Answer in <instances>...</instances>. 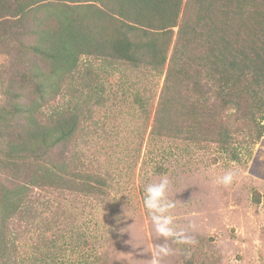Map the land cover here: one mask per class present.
<instances>
[{
    "label": "trees",
    "instance_id": "trees-1",
    "mask_svg": "<svg viewBox=\"0 0 264 264\" xmlns=\"http://www.w3.org/2000/svg\"><path fill=\"white\" fill-rule=\"evenodd\" d=\"M0 49V264L97 263L59 195L107 201L110 173L77 146L117 98L153 110L154 159L245 162L264 137V0H0Z\"/></svg>",
    "mask_w": 264,
    "mask_h": 264
},
{
    "label": "rangeland",
    "instance_id": "rangeland-1",
    "mask_svg": "<svg viewBox=\"0 0 264 264\" xmlns=\"http://www.w3.org/2000/svg\"><path fill=\"white\" fill-rule=\"evenodd\" d=\"M9 63L0 49V80ZM103 106L108 117L97 114L99 134L81 140L77 149L92 156V167L110 173L108 199L93 209L94 200L74 195L67 202L59 195L80 226L96 229V264H264V137L245 162L230 160L213 147L159 160L150 157L146 145L153 110L145 119L136 115L137 107L118 98ZM105 129L118 136L111 141ZM158 161L165 171L155 170ZM229 171L235 176L224 186L219 179ZM163 179L171 205L163 215L171 218L175 236L157 232L144 204L147 187ZM162 247L168 254H157Z\"/></svg>",
    "mask_w": 264,
    "mask_h": 264
},
{
    "label": "clouds",
    "instance_id": "clouds-1",
    "mask_svg": "<svg viewBox=\"0 0 264 264\" xmlns=\"http://www.w3.org/2000/svg\"><path fill=\"white\" fill-rule=\"evenodd\" d=\"M234 176L235 173L229 171L219 179V183L223 184L224 186H228L233 182ZM167 187V179L161 180V182L158 184H152L148 186L146 189L147 195L144 201L145 207L152 212V219L156 224L157 232L166 237L176 235L172 228L169 227L171 224V218L163 215L165 212H167L168 208L171 207V205L166 200ZM168 252L169 249L162 247L158 250L157 254L159 255L163 253L166 255Z\"/></svg>",
    "mask_w": 264,
    "mask_h": 264
}]
</instances>
